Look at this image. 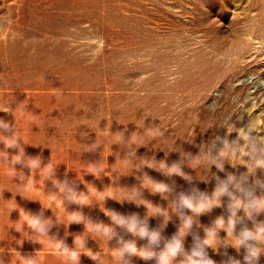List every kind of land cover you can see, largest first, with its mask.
<instances>
[{"label":"rangeland","instance_id":"374dc122","mask_svg":"<svg viewBox=\"0 0 264 264\" xmlns=\"http://www.w3.org/2000/svg\"><path fill=\"white\" fill-rule=\"evenodd\" d=\"M0 106L12 109L0 111V119L16 123L26 157H39L42 167L52 161L56 179L88 193L82 200L91 204L65 201L68 212L107 225L112 222L105 210L146 219L149 230L160 232L159 244L152 246L159 253L179 231L180 218L169 208L179 193L195 188L211 195L216 177L248 173L239 158L241 164L226 161L221 172L214 165L193 169L183 154L199 155L203 145L226 135L219 125L227 122L236 128L248 125L264 140V0H0ZM122 135L134 144L125 146ZM4 150L10 158L17 152L0 143ZM142 160L168 166L184 161L183 171L192 180L140 167ZM15 170L0 159V262L19 264L18 252L36 255L38 264H71L55 255L47 240L32 241L38 237L27 225L23 232L15 230L23 224L20 210L51 218L49 235L70 248L77 236L88 235L85 225L67 224L68 213L59 202L47 208V193L56 189L50 180L44 182L43 170L32 173L21 164ZM97 170H102L99 176L92 174ZM20 173L35 177L31 191L22 192ZM148 178L173 191L161 195L143 188L142 182L151 185ZM256 180L264 182V169L257 168L245 182L260 196L264 189L254 185ZM133 188L154 207L169 209V218L149 215L143 200H120ZM221 200L196 218L184 237L186 251L194 235L203 239L205 228L220 216L227 218L228 197ZM55 214L65 224L56 223ZM256 220L264 221V213ZM244 223L253 224L246 218ZM115 230L117 236L108 242L86 237V247L101 253L103 264H119L111 249L119 247L120 237L135 240L138 249L148 247L147 239L119 226ZM218 236L228 238L223 230ZM206 251L216 264L227 256L243 264V248L221 244ZM126 259L156 264L138 255ZM79 264L97 262L82 253Z\"/></svg>","mask_w":264,"mask_h":264},{"label":"clouds","instance_id":"9594fccd","mask_svg":"<svg viewBox=\"0 0 264 264\" xmlns=\"http://www.w3.org/2000/svg\"><path fill=\"white\" fill-rule=\"evenodd\" d=\"M0 111L9 112L12 111L8 106H0ZM227 129L226 135L214 137L210 143L201 147L200 154L192 157L190 154H183L184 159L187 161L188 166L193 169H209L211 166H215L219 171L223 172L225 162L233 164H241L237 158L244 160L243 163L248 168L247 174H242L240 177L232 173H228L225 179L216 177L217 184L215 190L211 195L200 192L198 189L193 188L191 194L179 193L169 205V208L177 216H179L181 224L179 231L164 245V248L157 253L152 250V246L159 244L161 235L158 230H149L147 220L140 219L137 215L123 216L115 211L105 210V214L110 217L112 224L107 225L102 222H93L91 219L85 217L80 212H68L64 207L65 201L75 203L78 205H89L91 202L84 203L82 198L87 196L84 192H80L76 189L74 184H70L67 179L59 180L55 178V166L52 161L48 162L43 167L42 161L39 157L30 158L26 157L24 149L20 143L21 139L18 135L16 123L10 124L3 119H0V143H3L5 149H16V154L9 157V153L4 150L0 151V159L3 162L10 165L13 172L16 164H21L27 167L31 172L44 171L43 180L51 181L56 191L49 192L47 195L51 198L49 207L53 209L57 202L67 213V224L71 223H83L86 228L87 236L104 237L106 241L112 240L117 236L115 226L125 229L127 232L132 233L141 239L148 240V247L138 249L135 240H124L120 237L117 240L119 247L111 249L115 256L119 257V264H130V260L126 257L138 255L144 260L155 259L156 264H177V257H181L178 264H216V262L208 256L207 248H216L218 245H231L238 251L244 249L243 264H259L261 255H264V221H257L256 217L264 213V194L257 196L255 194V188H249L245 186V182L248 180V175L254 173L257 168L264 169V140L253 133L248 127L236 128L234 124L227 122L219 125ZM232 131H229V129ZM157 132L162 136L163 133L157 129ZM236 132L235 139H229L231 134ZM4 133H10L5 135ZM131 139V137H130ZM124 140L121 136V142L127 147H131L132 142ZM245 157H248L245 160ZM140 165H147L150 168H156L163 171L166 175H178L183 177L187 181H191L192 177L187 175L182 168L184 161L173 163L171 166L166 165L164 162H155L142 160ZM251 164L252 170H249ZM160 165V167H156ZM92 173V172H90ZM102 170H97L92 173L99 176ZM21 181L20 186L22 192H29L36 185V179L32 175L25 176L23 174L18 175ZM149 179V178H148ZM151 182L150 186H145L142 182L143 188H148L153 193H160L161 195L170 194L173 189L165 183ZM254 185L264 189V182L260 180L254 181ZM21 194V193H19ZM22 195V194H21ZM23 196V195H22ZM228 197L227 211L228 216L218 217L211 227L205 228V236L201 239L198 235L193 236V246L189 251L184 248V237L188 235L194 223H197L196 218L205 212L210 211L213 207L220 206L222 203V197ZM26 197V196H24ZM29 198V197H26ZM105 198L104 197L103 201ZM116 199L115 197H110ZM136 201L141 199V191L137 188L127 190V194L120 200ZM102 201V202H103ZM149 209V215H160L165 220L169 218V209H162L160 207H154L151 203L143 200ZM154 208L155 211L150 212V208ZM185 209L190 210L192 215L185 213ZM243 212V217L238 216V212ZM22 214L23 224H20L15 228L18 232L24 231V226L31 230L32 234L38 237L36 240H32L42 244V241L47 240L49 244L55 246L54 254L60 257L66 258L71 264H79L80 255L82 253L88 255L97 264H103L101 259V253H93L86 247V237L84 235L77 236L75 239V247L70 248L62 239H57L54 236H50L49 233L54 226V221L51 218H45L43 213L31 214L20 210V216ZM56 223H64L56 215ZM245 218L248 221H252V227L249 228L244 223ZM65 224V223H64ZM243 225L239 232L236 231L237 225ZM223 230L227 233V240L221 241L219 239V232ZM79 237V239H77ZM228 241V242H226ZM20 243V242H18ZM79 248V250H78ZM19 264H38V257L35 256H22L17 252ZM227 256V253H224ZM2 264V262H0ZM222 264H241L239 259L231 256H227V259L222 261Z\"/></svg>","mask_w":264,"mask_h":264},{"label":"bare ground","instance_id":"6f19581e","mask_svg":"<svg viewBox=\"0 0 264 264\" xmlns=\"http://www.w3.org/2000/svg\"><path fill=\"white\" fill-rule=\"evenodd\" d=\"M259 122V121H258Z\"/></svg>","mask_w":264,"mask_h":264}]
</instances>
